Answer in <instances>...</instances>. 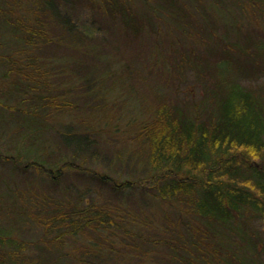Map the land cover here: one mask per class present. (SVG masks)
<instances>
[{
	"label": "rangeland",
	"instance_id": "obj_1",
	"mask_svg": "<svg viewBox=\"0 0 264 264\" xmlns=\"http://www.w3.org/2000/svg\"><path fill=\"white\" fill-rule=\"evenodd\" d=\"M117 1L142 20L145 30L139 23L141 30L136 35L126 25L123 29L119 12L113 24L107 8L101 7L105 3L102 0L76 1L73 17L96 27H90L89 40L84 43V37L65 31L61 24L50 26V30L47 25L54 43L48 40L42 50L48 60L57 63L59 73L47 74L50 77L46 75L42 81H51L44 87L38 84L41 71L35 72L39 75L33 83L22 67L31 55L23 53L22 57L17 50L22 36L13 30L31 8L24 1L15 8L21 0H0V9L10 14L12 22L0 11V231L5 234L10 229L11 236L25 242L23 254L28 261L41 257L47 260L44 264L56 260V264H79L73 257L57 256L72 253L76 247L86 249L85 243L94 236L89 228L60 234L67 222L66 226L49 223L65 210L84 208L90 213L92 204L94 208L116 205L131 209L139 222L117 212H112L111 218L125 223L121 226H129L128 230L139 226L137 231L147 233L149 240L165 236L166 224L173 231H181L186 225L183 221L188 226L197 225L185 198L163 200L148 180L153 165L147 160L149 140L139 132L141 122L153 119L162 105L196 106V101L206 96L203 92L209 98H204L209 104L205 115L210 113L215 91L219 92L216 62L224 50L253 59L254 63L246 64V73L236 74V81L264 99V49L258 48L264 42V0H223L222 4L178 0L177 13L172 7H161V0ZM182 6L197 12L189 17L196 31L186 30L188 40L171 42L182 35L179 29L176 34L167 30L168 23L175 25L178 16H183ZM203 22L210 25L206 27ZM23 25L21 22V28ZM227 30L230 33L222 43L219 38ZM204 31H208L207 36L202 35ZM206 37V43L197 41ZM238 42L243 51L236 46ZM227 43L234 45L226 48ZM247 45L250 55L246 56ZM208 46L216 49L205 62L204 56L210 59ZM36 49L32 55H37ZM189 51L196 60L205 62V66L202 60V65L197 63L201 70L198 75L176 62L181 52ZM9 53L20 56L18 64H11ZM74 64L82 65L79 73L85 78L88 75L89 82L73 73ZM223 67L228 68V64ZM254 160L259 162L260 158ZM192 168L197 173L201 169L198 165ZM184 175L182 171L178 177ZM126 182L130 188L121 185ZM86 200L91 203L86 204ZM255 231L263 238L256 234L250 237ZM214 232L218 241L225 242L228 256L236 255L237 263L264 264V218L215 226ZM115 233L114 239L126 243L118 244L112 257L106 254L105 264H187L165 243L139 241L132 236L127 241L125 231L117 227ZM76 253L81 257L79 251ZM195 262L202 264L198 258ZM222 262L214 264H234L232 260Z\"/></svg>",
	"mask_w": 264,
	"mask_h": 264
},
{
	"label": "trees",
	"instance_id": "obj_2",
	"mask_svg": "<svg viewBox=\"0 0 264 264\" xmlns=\"http://www.w3.org/2000/svg\"><path fill=\"white\" fill-rule=\"evenodd\" d=\"M22 1L31 9L23 15V18L17 20L19 22L17 30L13 29L14 32L17 31L22 36V44L17 50L22 52V57L23 53L31 55V57L27 55L28 59L24 61L25 64L22 67L25 68L29 78L33 79L32 82L39 75L35 74L39 70L41 73L38 84L47 87L50 78H48L47 83L46 80L44 82L42 79L47 74L51 76L59 73L57 63L48 60L42 50L48 40L49 44L54 41V37L49 32L50 26L53 27L56 23L61 24L65 27V31L77 34L81 39L85 38L84 43L85 40H89L86 36L90 37V27L96 26H90L89 23L84 24V22L80 23L77 18L73 17L76 7L74 5L78 0H21V4L18 3V5L16 4L17 7H14L19 9L23 5ZM222 1L215 0L218 4H222ZM102 2H105L104 6ZM102 2L99 3H101L102 8H107L108 12L106 13H109L113 24H116L119 12L121 14L119 21H121L123 29H126V25L128 30L136 35L141 30L138 31V23L143 29L146 27L144 24L142 26V20L137 19L131 12L127 11L121 2L119 3L117 0H102ZM161 2V7L165 6L166 9L172 7L177 13L178 0H169L166 2L168 4L161 0L159 4ZM184 10L183 16H178L177 24L168 23L167 30L176 34L179 29L181 30L180 34H182L180 35L181 38H172L171 42L178 40L181 43L185 39L188 40L189 36L186 37V30L187 32L196 31L194 25L190 24L189 17L197 12H191L186 7ZM197 10L199 11V7ZM0 11L6 15V19L12 25L10 14L3 8ZM21 22L24 24L22 28ZM91 22L94 23L95 21ZM203 25L208 27L210 22L209 24L203 22ZM229 33L228 30L222 33L221 39L219 38L220 42L226 43L225 40ZM202 35L207 36L208 31H204ZM209 38H212L213 41V37ZM244 38H242V42L245 44ZM197 41L206 43L209 39L204 41L197 39ZM212 41L209 43L210 45L213 44ZM229 44L227 43L225 47L234 45ZM259 45V49H264V42ZM236 46L240 49L239 51L244 50L240 47L239 42ZM35 49L38 51L35 52L37 55H32ZM215 49L208 46L206 50L210 54V59L208 56L201 58L208 62L215 53ZM246 50L245 55H250L248 54V45ZM231 52L230 50L222 51L219 61L216 62L218 75L216 80L218 79L219 92L215 91V106L209 111L210 113L205 115L209 104L204 99L208 98L207 93L203 92V96L204 94L206 96L196 101V106L187 108L178 105H162L153 119L143 120L139 127L142 136H146L149 140L147 160L153 166L152 173L148 175V180L154 184L159 197L163 200L172 202L174 198H185L186 204L189 205L197 219V225L188 226V222L183 221L182 223L186 224L185 227L181 231H173L166 224L168 231L165 230L167 232L165 236L150 237L149 240L146 237L147 233L137 231L140 230L139 226H133V229L128 230L127 227L129 226H121L125 223H120L122 221L111 218L112 212H117L118 215L124 217L127 214L130 216V220L134 219V223L139 222L140 219L137 215H133L134 212H131V209H122L116 205H110L109 208L105 207L107 209L104 207L94 208L95 204H92L90 213L86 212L84 208L72 212L65 210L53 218L49 225L66 226L67 222V228L64 227L65 229L60 234L65 232L75 234L83 228H89L94 236L85 243L86 249L76 247L72 253L67 252L66 255H58L57 258L73 257L79 264H105V255L108 254L112 257V253L117 250L116 246L126 243L113 238L117 227L125 231L127 241H130L132 236L139 241L167 244L183 263L196 264L195 260L198 258L202 264H214L219 261L228 262V260H232L234 264H239L236 261L238 258L234 259L235 254L232 257L228 256L225 242L216 239L214 228L220 225L226 226L230 222L249 223L254 219L264 218V99L261 94L258 96L253 90L244 88L236 81V74L246 73V64L254 63L251 62L253 59L250 56H247L248 59H243ZM6 55L12 65L19 63L20 56L16 58L13 53ZM194 55V52L191 51L181 52L179 57H176V62L182 68H188L198 75L201 70L197 63L201 65L203 63L205 66V62L202 59V63L201 60H196ZM37 64H39V68H37ZM225 64H228V68L223 67ZM81 66V64H74L72 71L74 70L73 73L78 74L77 77L81 80L89 82L88 75L85 78L82 72L79 73L80 69L83 70L80 68ZM228 74H233V76L229 77ZM35 87L32 84V89ZM256 157L260 158L259 162L254 160ZM190 164L192 166L198 165L201 169L197 173L193 168L191 169L192 166L186 167ZM182 171L186 173L185 178L178 177ZM121 185L131 187L127 182L126 185ZM90 203L89 200H86V204ZM142 221L148 223L146 219H142ZM47 224L48 221H45V227ZM96 232L100 236L95 237ZM11 234L10 229L5 234H1L0 231V264H44L47 261L41 257L28 261V258L23 254L25 242L11 236ZM255 234L263 238L259 231H255L254 234L251 232L250 237L255 236ZM136 239H134L135 242ZM259 243L261 244V242ZM77 251L80 252L81 257L77 255ZM69 261L72 260L69 259ZM56 263L57 260L50 264Z\"/></svg>",
	"mask_w": 264,
	"mask_h": 264
}]
</instances>
